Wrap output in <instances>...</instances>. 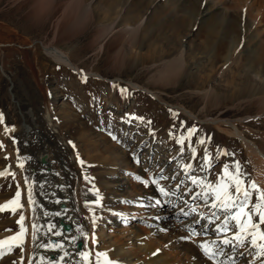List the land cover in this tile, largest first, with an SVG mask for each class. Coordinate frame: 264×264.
<instances>
[{"label": "rangeland", "instance_id": "1", "mask_svg": "<svg viewBox=\"0 0 264 264\" xmlns=\"http://www.w3.org/2000/svg\"><path fill=\"white\" fill-rule=\"evenodd\" d=\"M136 4L141 11L134 12ZM134 26H138L135 34ZM44 47L61 49L79 70L48 56ZM182 51L184 69L162 80L163 63ZM125 52L131 53L124 56ZM0 68V173H4L0 206L7 205L0 210V241L14 233L17 239L21 233L29 235L33 225L41 224V232L32 233L30 242L16 239L0 244V264H83L85 246L76 241H82V222L102 235L93 240L90 253L111 247L110 240L125 241L132 228L149 232V241L160 251L180 256L178 262L192 248L204 253L200 243L211 240L213 250L223 248L224 253L211 264H264V255L258 254L264 249L253 247L251 237L242 246L220 244L225 234L215 229L229 213L211 207L216 202L211 190L190 179L231 184L223 170L227 166L234 171L238 161L245 185L255 182L264 191V155L252 153L238 137L205 121L237 120L247 140L264 152V83L254 79L256 73L264 77V0H0ZM179 106L196 118L177 110ZM21 108L38 116L34 119L38 127L30 136L23 134L27 123L18 119ZM46 113L55 126L46 124ZM45 149L54 156L53 163H41L38 155ZM136 163L142 167L140 174ZM96 164L104 169L97 175ZM51 167L59 171L53 174ZM111 169L116 178L122 177L121 172L128 178L120 185L110 181ZM99 178L109 181L104 192L113 203L97 196ZM153 185L169 193L151 194L156 198L147 201L159 208L155 213L136 212L128 197L121 199L123 187H131L138 197L144 188L146 193L153 191ZM23 186L35 193L34 208L9 203ZM205 192L207 202L203 195L196 196ZM258 195L252 192V203ZM101 203L103 209L130 211L128 218L105 225L98 220ZM70 210H76L72 219L67 215ZM60 221L71 223L73 229L66 232ZM155 222H168L170 227L156 235ZM51 228L56 229L53 237L48 235ZM193 229L199 235H193ZM229 229L226 236L231 239L237 231L234 221H229ZM73 235L79 249L75 258L70 247ZM37 242L55 254L38 262Z\"/></svg>", "mask_w": 264, "mask_h": 264}, {"label": "bare ground", "instance_id": "2", "mask_svg": "<svg viewBox=\"0 0 264 264\" xmlns=\"http://www.w3.org/2000/svg\"><path fill=\"white\" fill-rule=\"evenodd\" d=\"M90 4H91V2H90ZM91 6H92V4H91ZM89 8H90V6H89ZM142 6L141 5H137L136 4V7H135V10H134V12H139V11H141L142 9ZM208 9V8H207ZM89 10V9H88ZM208 11V10H207ZM93 12V8H91L90 10H89V14H91ZM119 17V16H118ZM117 17V18H118ZM116 18V19H117ZM132 18H135L134 17V15L132 16ZM123 20H126V17H124V19ZM116 21V20H115ZM116 27V26H115ZM125 29H127V31H129V30H131L130 28H127V27H125ZM138 29V26H134V28H133V32H134V34H135V32H136V30ZM123 30V29H122ZM126 31V32H127ZM144 32V31H143ZM146 34H147V32H146ZM136 39V38H135ZM140 40V39H139ZM44 49L46 50L45 52H46V54L48 55V56H50V57H52V58H54L56 61H58V62H60V63H62V64H64V65H66V66H68L69 68H75V69H77V70H79L78 69V67L76 68V67H74L75 65H74V63L71 61V59H70V57L64 52V51H62L61 49H58V48H56V47H48V48H46V47H44ZM130 54L131 52H125V54H124V56L125 55H127V54ZM124 59V58H123ZM184 64H185V58H184V54H183V51L181 52V53H179L176 57H174L173 59H171V60H169V61H166V62H164L163 63V65H162V69L160 70V72H163V73H161L160 74V76H162V80L164 79V80H166V79H168V78H170V77H176V76H178V74H180L181 73V71L184 69L183 67H184ZM227 64H229V61H228V63ZM211 69L213 70V67H211ZM210 69V70H211ZM0 70H2V72H3V69L2 68H0ZM159 75V74H158ZM255 77H254V79L256 80V82H258V83H264V77H262L261 75H260V73H256L255 75H254ZM12 98V97H11ZM21 102H20V100H17L16 101V104L17 105H19ZM22 105H23V103H21ZM19 108H20V106H19ZM175 108H177V107H175ZM17 109V108H16ZM177 110H179V111H182V112H184V113H186L187 114V116H189V117H194V118H196V116L195 115H192V113L189 111V110H186V109H184L183 107H181V106H179L178 108H177ZM28 112V111H27ZM30 112V111H29ZM17 113V112H16ZM44 113V112H43ZM37 114V113H36ZM18 119H20V121L22 122V123H27L26 125H24V127H23V134L25 135V136H30L29 134L30 133H32V131H34L37 127H38V123L37 124H35V121H34V119L35 118H37V117H33V115H31V114H28V113H25V111L24 110H22V108H21V110H19V115H18ZM15 118V117H14ZM17 119V118H16ZM44 119H45V121H46V124L47 125H54V123L52 122L53 120L51 119V117H50V115H49V113H46V115H45V117H44ZM15 120V119H14ZM33 121H34V123H33ZM42 121V120H41ZM206 122H208V124H211V125H215L216 126V128H218V129H221V130H224V131H226L229 135H231V136H236V137H238L240 140H242V142L245 144V145H247V147H249V149H250V151L252 152V153H254V154H257V155H259V156H263L264 155V152L260 149V147H259V145L258 144H255V142H253V141H251V140H247V138H246V136L240 131V129L238 128V126H237V124H236V121L237 120H234V121H231V120H228V119H219V118H209V119H206L205 120ZM239 121H243L242 119H238V122ZM29 122V123H28ZM43 122V121H42ZM203 122V121H202ZM201 122V123H202ZM13 123V122H12ZM45 123V122H44ZM31 125H33L34 127H32V130L31 131H29V127H30V129H31ZM43 125V124H42ZM55 126V125H54ZM13 127V126H12ZM42 127V126H41ZM48 127V126H47ZM14 128V127H13ZM12 128V129H13ZM19 128H21V127H19ZM46 128V127H45ZM51 130V128H49V131ZM52 131V130H51ZM53 132H55V131H53ZM225 132V133H226ZM52 134V133H51ZM54 135V134H53ZM24 136V137H25ZM50 136V135H49ZM56 136V135H55ZM54 136V137H55ZM42 138V137H41ZM62 138V137H61ZM28 139V138H27ZM26 139V140H27ZM44 140V139H43ZM47 140V139H46ZM22 142H24V141H22ZM15 144V143H14ZM43 145V144H42ZM46 146H48L47 144H45ZM19 146V145H18ZM41 147V146H40ZM21 148V147H20ZM36 149V148H35ZM49 151L50 152V150L49 149H45V150H42V151H40V154L38 155L39 156V158H41L44 154H46V151ZM28 151V150H27ZM26 151V152H27ZM44 151V152H43ZM43 152V153H42ZM28 153V152H27ZM23 154V153H22ZM51 154V153H50ZM47 155V157H46V162H48L49 164H50V162H52L53 163V159H54V156L53 155H48V154H46ZM35 159V158H34ZM15 163V162H14ZM22 163V162H21ZM20 163V165H21V167H22V170H25V166H23L22 164ZM30 163V162H29ZM137 164V163H136ZM135 164V165H136ZM26 165V164H25ZM97 165V164H96ZM109 165V164H108ZM106 165H104V167H105ZM137 166V169L139 170V174L141 173V169H142V167H141V165L139 164H137L136 165ZM30 167V166H29ZM54 167V166H53ZM53 167H51V169H49V170H51V172L54 174V173H57L58 171H59V169H56V167H55V169L53 168ZM90 167V166H89ZM15 168V167H14ZM94 168V167H93ZM111 168H113V167H111ZM119 168V167H118ZM89 169V168H88ZM92 169V168H91ZM97 169V170H96ZM107 169V168H106ZM137 169H136V171H137ZM104 169H103V167L100 165V164H98L97 165V167L95 168V170H94V172L96 173V175H97V173L99 172V173H101L102 171H103ZM126 170H129L128 168L127 169H125V171ZM141 170V171H140ZM90 171V170H89ZM93 171V170H92ZM106 172V171H105ZM110 173H112L111 174V176L113 175V179L112 180H110V181H112V182H115L116 184H121L122 183V181H123V179H125V178H128L127 176H126V174H125V172H121V175H122V177H115L114 176V169H111L110 171H109ZM108 172V173H109ZM93 173V172H92ZM95 173H93V174H95ZM60 176V175H59ZM115 177V178H114ZM59 178V177H58ZM101 178H99V180H100ZM98 180V179H97ZM52 181V180H51ZM58 181V180H57ZM60 182L61 183H63V180L61 179L60 180ZM102 183V185H101V183ZM100 185L101 186H95V191L97 192V196H99L100 198H101V200L103 199V202H104V200L106 201V200H109L111 203H113L115 200H112V197L111 198H108L107 196V193H105L104 192V190H105V187L107 186V183L109 182V181H105V182H103V180H100ZM124 183V182H123ZM149 185V184H148ZM26 186V185H25ZM147 186V185H146ZM140 187V186H139ZM22 188V187H21ZM142 188V187H141ZM140 188V189H141ZM97 189V190H96ZM23 190V191H22ZM27 190H29V193H26V191ZM26 190V187H24L23 186V188L21 189V193H20V195H19V198H18V200L17 199H15L16 200V203H10V204H14V205H12V207L14 206H17V207H21V204H25V205H27L28 206V208L29 207H32V206H36V195H35V193L34 192H32V188L31 189H27ZM151 190H153V191H150L149 193H146V189L144 188L142 191H141V195H139L138 197H134L133 195L135 194V195H137L138 193H134V191L132 190V188L130 187H127V189H125L124 187H123V192L121 193L122 194V196H121V199L122 198H124V197H128L130 200H131V202L133 203V208H136L137 207V211L136 212H138V211H146V212H148V213H155L156 212V210L157 209H159V208H157V209H154V206H153V201H152V206H151V204H149V201H147V200H153V198L155 199L156 197H153L152 198V196H151V194L152 193H154L155 192V194H157L158 192H159V190H158V188L157 187H154V185L151 187ZM94 193V192H93ZM124 195H126V196H124ZM94 196V195H93ZM168 196V195H167ZM91 197V196H90ZM95 197V196H94ZM98 197V198H99ZM65 200V199H64ZM157 201H159V199H157L155 202H157ZM34 202H35V204H34ZM91 202H92V200H91ZM90 202V203H91ZM108 202V201H107ZM164 202H166V200H163V203L162 204H164ZM39 203V202H38ZM69 203V202H68ZM95 204H96V202H94V200H93V202L90 204L92 207H94V208H96L98 205L96 204V206H95ZM69 205H71V204H69ZM104 205V203L102 204H100V206L102 207ZM157 205H159V207H160V201H159V203H157ZM156 205V206H157ZM186 205V204H185ZM34 207H32V208H34ZM70 207V206H69ZM73 207V206H72ZM104 207H106V206H104ZM71 208V207H70ZM74 208V207H73ZM86 208V207H85ZM84 208V209H85ZM131 208V207H130ZM72 209V208H71ZM98 209V208H97ZM124 209V208H123ZM32 210V209H31ZM100 209H98V211H97V213H99L100 211H99ZM122 210V209H121ZM131 210H133V209H131ZM29 211V210H28ZM58 211V210H57ZM76 211V210H75ZM75 211L74 210H70V211H67V212H69V213H67V215H70L71 216V219H72V217H74L73 215H76V213H75ZM94 211H95V209H94ZM102 211H103V213L102 214H100V218L98 219V220H101V222L103 221L104 222V224H105V222L107 221V223H112V222H109V221H115L116 223H118L116 220L118 219V220H120V219H122L123 221H121V222H123L124 223V221L128 218V215H129V212L130 211H120V210H117L116 209V207L115 208H112V209H110V208H106V209H103V207H102ZM91 212V211H90ZM96 212V211H95ZM93 213V212H92ZM97 213L95 214V219H94V221L96 222H93L92 220H93V218L92 217H90V214H87V218L90 220V219H92L91 221H92V223H94L93 225L94 226H96V224L98 223V220L96 221V218L98 217L97 216ZM98 214V215H99ZM134 214L136 215V213L134 212ZM39 215H41V214H39ZM38 215V216H39ZM37 217V216H36ZM35 217V218H36ZM76 218H77V216H75ZM61 218V217H60ZM86 218V219H87ZM26 219V218H25ZM37 220V219H36ZM40 220V219H39ZM67 221V220H66ZM91 221H90V223H91ZM32 222V221H31ZM36 222V221H35ZM42 222V221H41ZM54 222V221H53ZM52 222V223H53ZM88 222V221H87ZM33 223V222H32ZM57 222H55L54 224H56ZM126 224V223H125ZM157 224H159L158 226H156ZM27 225V224H26ZM31 225V224H30ZM106 225V224H105ZM114 225V224H113ZM122 225V224H121ZM137 225V224H136ZM57 226V225H56ZM55 226V227H56ZM79 226H81L80 227V233H81V239H82V241H80L79 239H77L76 241L78 242V246H85V247H82V250H83V252H81V253H84L85 255L84 256H82L81 255V257H83V264H108V262L109 261H111V262H113V264H211L210 263V260L208 259V257L205 255V253H201V251H199V249L196 247L197 245H194L195 247H196V250H195V248H192L191 250H187L182 256H181V258H182V260L181 261H179L178 262V257H180V256H173L172 254H167L165 251H160V249H158L157 248V245H154L152 242L153 241H149V239L151 238L150 237V234H149V232L148 233H145L144 231H143V234H141L142 232L140 231V230H132V228H130V229H128L127 231L129 232V237H128V239H125V241L123 240L122 242H117V241H112V240H110V241H108L107 243L111 246V247H107V249H105L103 252H99V253H93V252H91L90 253V251L89 250H91V249H89V247H90V245L93 243V240H96L95 242H97V240L100 238V236H102L101 235V233L100 232H98V230L97 231H95V228L94 227H92L91 229H89L88 228V224H84V222H82V223H80V225ZM108 226V225H107ZM138 226V225H137ZM41 227V224H40V226L38 227V226H36V225H33V227L31 228V231L30 232H28V233H30L29 235L26 233V232H24V233H21L20 234V236H18V239L17 240H19V241H21V240H25V239H27L29 242H30V240H31V238H30V235H32V233H40L41 231H40V228ZM111 227H113V226H110L109 225V234H108V239H111V237H113V235H114V233H113V228H111ZM170 226L168 225V222L166 223V222H158V223H156L155 222V226H153V231H154V233H156V235L157 234H162L163 232L165 233V231L169 228ZM52 229V228H51ZM58 229V228H57ZM73 229V228H72ZM97 229V228H96ZM34 230V231H33ZM53 230V229H52ZM54 230H56V229H54ZM53 230V233L52 234H48V235H50V237H53L54 236V234H55V231ZM170 230V229H169ZM75 231H77V229L75 228ZM172 231V230H171ZM170 231V232H171ZM49 232V231H48ZM58 232V231H57ZM74 232V231H73ZM168 232V231H167ZM45 233H47V232H45ZM172 233V232H171ZM170 233V234H171ZM173 233H174V231H173ZM172 233V234H173ZM77 234H78V232H77ZM178 234H180V233H176L175 235H178ZM3 236V235H2ZM1 235H0V237H2ZM17 236V233H14V236H12V237H16ZM35 236V235H34ZM43 236V235H42ZM57 236V235H56ZM59 236V235H58ZM104 236V235H103ZM69 237V236H68ZM71 238H73L72 240H71V242H70V247H74L75 246V244H74V237H76V236H70ZM79 237V236H78ZM115 237V236H114ZM6 238V237H5ZM11 238V237H10ZM10 238H6V239H3L4 241H9V240H11ZM35 238H36V240H38V239H40L41 238V236L39 235V236H35ZM43 239V238H42ZM115 239V238H114ZM153 239V238H152ZM27 240H26V242H27ZM32 240H33V238H32ZM101 240V242L102 241H104V239H103V237L100 239ZM40 241V240H39ZM44 241V240H43ZM42 241V242H43ZM107 241V240H106ZM172 241H173V243H174V240L172 239V240H169V244L170 243H172ZM28 242V243H29ZM34 242H35V240H34ZM210 242H212L211 240H209V241H203L202 243H200V245L201 244H204V243H208L209 245H211L212 246V248H214L213 247V243H210ZM155 243V242H154ZM4 244V243H3ZM5 244H7V243H5ZM38 244V245H37ZM37 246L39 247V248H37V249H39V251H38V255H39V258L37 257V255L36 256H34V258H36V260H38V262L40 261V262H42V259H43V257H45L46 256V254H49V253H51V254H49V255H52V254H55V253H53V252H51L49 249V246H47V245H45L44 243H39V242H37ZM100 244V243H99ZM103 244V243H102ZM29 245V244H28ZM103 245H105V243L103 244ZM107 245V244H106ZM171 245V244H170ZM4 246V245H3ZM31 246V245H30ZM80 246V247H81ZM89 249V250H88ZM163 249V248H162ZM79 250V249H78ZM77 250V248L76 247H74V250L72 251V254H74L76 251H78ZM81 250V249H80ZM96 250V249H95ZM202 250V249H201ZM37 252V251H36ZM169 252V251H168ZM203 252V251H202ZM101 253H109L110 255H107L106 254V256L104 255H100ZM202 256H201V255ZM77 254H74V258H75V256H76ZM181 255V254H180ZM33 257V256H32ZM42 264H46V263H42ZM52 264H54V263H52ZM76 264V263H75ZM215 264V263H214Z\"/></svg>", "mask_w": 264, "mask_h": 264}, {"label": "snow or ice", "instance_id": "3", "mask_svg": "<svg viewBox=\"0 0 264 264\" xmlns=\"http://www.w3.org/2000/svg\"><path fill=\"white\" fill-rule=\"evenodd\" d=\"M122 92H126V89H122ZM115 139V137H113ZM181 143L183 141H180ZM203 143V141H201ZM210 160V158H207ZM187 168H191V165H187ZM235 170L230 171L227 166L224 168V175L227 176L232 183L228 184L225 181H221L216 185H212L211 183L205 184L203 181L199 180L196 177H191L192 184H201L203 187H206L211 190V194L214 196V202L211 207L219 208L221 211L229 213L225 217L222 226H217L216 231L225 234V238L220 241V244L225 246L235 247L236 245H243L245 240L248 237H251L250 244L253 247H257L259 249H264V244H258L257 240H264V228L261 225H264V191H261L255 182L248 183L245 185V181L243 179L241 173V167L239 162L237 161L234 166ZM0 175H4V173H0ZM161 179H166V177H161ZM152 183L158 184L157 180H153ZM183 183V182H181ZM179 187V186H177ZM159 191L167 196L169 193L165 191L163 187L159 188ZM191 191V189H189ZM256 191L259 193L257 196L256 202L252 203V192ZM176 193H172L175 195ZM19 192H17L16 199L19 198ZM204 196L205 202H207L208 193H197L196 196ZM196 197L194 196L193 199ZM9 203H16V200L10 201ZM159 203V201H157ZM7 207V205L0 206V210ZM187 215V213H184ZM215 216V213H213ZM255 218V219H254ZM23 221V217H21V223ZM229 221L235 222V227L237 231L231 237V239L227 238L226 234L229 229ZM209 223H213V221H209ZM24 230L22 229V232ZM193 235H199L194 229L192 231ZM11 240H16L17 237H11ZM233 241L236 244H233ZM7 241H0V244L6 243ZM215 244V241H213ZM200 247L203 249L205 255L209 260L215 261L218 255H223V248H219L218 250H213L212 246L208 243L201 244ZM260 255H264V251L258 253ZM84 256V253H81ZM100 255H105V253H101ZM108 264H113V262L109 261ZM220 264H224V262H220Z\"/></svg>", "mask_w": 264, "mask_h": 264}, {"label": "water", "instance_id": "4", "mask_svg": "<svg viewBox=\"0 0 264 264\" xmlns=\"http://www.w3.org/2000/svg\"><path fill=\"white\" fill-rule=\"evenodd\" d=\"M46 157H47V155L46 154H44L42 157H41V163H43V164H45L46 163ZM61 224H62V226H63V228L65 229V230H70L71 229V223H65L64 221H61Z\"/></svg>", "mask_w": 264, "mask_h": 264}]
</instances>
